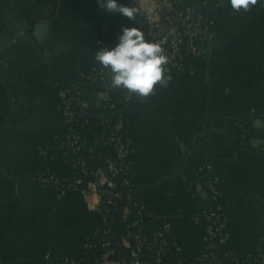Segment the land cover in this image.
Listing matches in <instances>:
<instances>
[{
	"label": "crops",
	"instance_id": "crops-1",
	"mask_svg": "<svg viewBox=\"0 0 264 264\" xmlns=\"http://www.w3.org/2000/svg\"><path fill=\"white\" fill-rule=\"evenodd\" d=\"M216 15L204 54L166 68V87L157 84L153 94L124 105L133 193L147 203L152 225L171 221L179 264L205 248L204 229L189 214L206 205L208 179H217L226 206L223 247L240 256L264 250V0L248 12L220 0ZM123 20L99 0H0L3 264H45L48 251L70 257L103 223L80 188L59 193L36 173L44 167L69 173L62 95L92 63L95 37ZM242 129L252 134L241 142Z\"/></svg>",
	"mask_w": 264,
	"mask_h": 264
},
{
	"label": "built area",
	"instance_id": "built-area-1",
	"mask_svg": "<svg viewBox=\"0 0 264 264\" xmlns=\"http://www.w3.org/2000/svg\"><path fill=\"white\" fill-rule=\"evenodd\" d=\"M117 3L137 6L140 13L136 20L122 15L124 20L113 33L95 37L89 69L79 70L77 80H72L69 90L62 95L67 133L63 148L70 171L63 174L44 167L36 177L59 193L80 188L88 206L102 215L103 223L94 242L86 239L82 248L98 247L100 251L85 264H179L181 245L171 235V221L157 219L152 225L155 217L148 211L147 203L133 193V147L127 135L130 118L124 112V105L134 95L111 86L109 71L96 62L95 55L104 47H115L124 27L136 26L145 39L163 47L168 57L166 68L191 65L210 48L220 0H199L196 4L187 0H117ZM89 124L97 136L91 143L84 133ZM245 136L242 129L241 138ZM95 145H110L104 164L89 160ZM42 151L47 154L49 148ZM206 165L203 163L200 169ZM204 195L206 205L190 213L189 218L194 224L202 225L207 242L203 251L186 264H260L264 250L240 256L233 249L223 247L227 212L217 179L207 180ZM119 223L124 224V232L116 236ZM0 264H3L1 259ZM45 264L78 263L70 257L55 259L48 251Z\"/></svg>",
	"mask_w": 264,
	"mask_h": 264
},
{
	"label": "clouds",
	"instance_id": "clouds-1",
	"mask_svg": "<svg viewBox=\"0 0 264 264\" xmlns=\"http://www.w3.org/2000/svg\"><path fill=\"white\" fill-rule=\"evenodd\" d=\"M100 6L110 12L136 20L140 9L137 6L118 4L117 0H99ZM235 12H248L258 0H229ZM96 62L110 73L111 86L125 89L129 95L146 98L153 94L154 86L166 87L171 75H166L168 57L163 47L145 39L136 26L124 27L119 43L112 48L104 47L95 55Z\"/></svg>",
	"mask_w": 264,
	"mask_h": 264
},
{
	"label": "trees",
	"instance_id": "trees-1",
	"mask_svg": "<svg viewBox=\"0 0 264 264\" xmlns=\"http://www.w3.org/2000/svg\"><path fill=\"white\" fill-rule=\"evenodd\" d=\"M90 65H86V66H83L80 68V70L82 69H89ZM77 76L78 74L74 77L73 81L74 80H77ZM96 87H98L100 85V83H95ZM91 124L87 125L85 128H84V133L85 135L87 136V139L88 141L91 143V142H94L96 139H97V136L96 134H93L92 131H91ZM247 129V127H245ZM247 135L244 137V140L247 141L249 139V137L251 136L252 132H247L246 133ZM237 139L240 140L241 139V131H238L237 134ZM243 139V138H242ZM244 141V142H245ZM111 151L110 149V145H106V146H102V145H95V148L94 150L90 151L91 152V157L89 158L90 162H98V163H101V164H104L103 161H105V158L107 156V154H109V152ZM89 154V153H88ZM221 200L224 201L221 197ZM124 224L123 223H119L116 227L117 229V234L116 236H120L124 230ZM115 229V230H116ZM94 235L88 237L87 239L91 242H94ZM98 247H91V248H86L82 251H80L79 253L77 254H73L70 256V258H74V259H77V263L78 264H85L86 261H91L93 259H95V256L97 255V253H99L100 249ZM97 257V256H96ZM191 260V259H190ZM188 261L184 262V263H181V264H186L188 263Z\"/></svg>",
	"mask_w": 264,
	"mask_h": 264
},
{
	"label": "water",
	"instance_id": "water-1",
	"mask_svg": "<svg viewBox=\"0 0 264 264\" xmlns=\"http://www.w3.org/2000/svg\"><path fill=\"white\" fill-rule=\"evenodd\" d=\"M46 22V21H45Z\"/></svg>",
	"mask_w": 264,
	"mask_h": 264
}]
</instances>
